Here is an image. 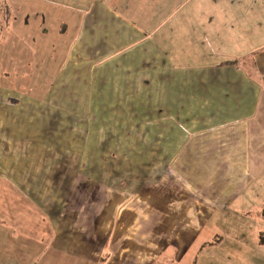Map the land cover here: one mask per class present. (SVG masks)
Here are the masks:
<instances>
[{
  "label": "crops",
  "instance_id": "crops-1",
  "mask_svg": "<svg viewBox=\"0 0 264 264\" xmlns=\"http://www.w3.org/2000/svg\"><path fill=\"white\" fill-rule=\"evenodd\" d=\"M185 2L0 0V264H216L264 223V0Z\"/></svg>",
  "mask_w": 264,
  "mask_h": 264
},
{
  "label": "rangeland",
  "instance_id": "rangeland-1",
  "mask_svg": "<svg viewBox=\"0 0 264 264\" xmlns=\"http://www.w3.org/2000/svg\"><path fill=\"white\" fill-rule=\"evenodd\" d=\"M165 7H176L181 4H189L188 6H193V2L187 3L185 1H193V0H163ZM220 5L223 3L228 6H233V2H229V0H219ZM158 21H162L163 17L160 16ZM239 222L232 221L231 225L226 227L230 229L232 227H236ZM247 226V234L244 231ZM240 228V227H239ZM239 228L236 229L233 233H230L228 237H225L222 245L220 246V252L217 253V262L216 264H244V260L246 256L249 257L248 260L252 264H264V233H259V230L264 231V223L260 225H255L254 222L245 224V227H242L239 231ZM233 241L234 244L228 249L230 242ZM228 249V250H227ZM241 249V251H239ZM249 249V250H248ZM247 250V251H246ZM244 251V252H243Z\"/></svg>",
  "mask_w": 264,
  "mask_h": 264
},
{
  "label": "trees",
  "instance_id": "trees-1",
  "mask_svg": "<svg viewBox=\"0 0 264 264\" xmlns=\"http://www.w3.org/2000/svg\"><path fill=\"white\" fill-rule=\"evenodd\" d=\"M3 31H4V23L0 19V43H1V36H2ZM263 215H264V211H263ZM263 218H264V216H263Z\"/></svg>",
  "mask_w": 264,
  "mask_h": 264
}]
</instances>
